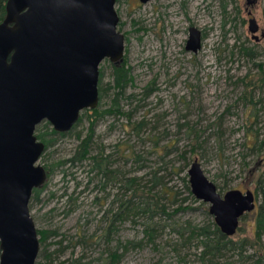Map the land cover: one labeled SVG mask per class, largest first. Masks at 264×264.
<instances>
[{
  "label": "rangeland",
  "instance_id": "obj_1",
  "mask_svg": "<svg viewBox=\"0 0 264 264\" xmlns=\"http://www.w3.org/2000/svg\"><path fill=\"white\" fill-rule=\"evenodd\" d=\"M115 11L125 39L122 65L131 81L116 97L112 64L101 63L96 109L113 111L92 119L91 146V155L100 146L111 156L115 177L89 173L88 161L62 164L79 143L76 136L87 135L92 111H83L64 137L51 135L46 122L37 126L35 134L46 133L51 141L39 164L54 168L29 209L36 231L50 234L35 264H48L50 256L53 264L82 256L85 263L106 264L113 252L119 256L114 264H203L197 241L187 240V233L209 224L211 216L208 205L186 189L190 165L199 163L220 196L231 190L254 194L255 210L240 221L235 241L251 237L263 197L264 148L258 152L253 141L257 133L264 139V0L248 7L245 0H115ZM249 11L259 27L258 42L248 32ZM191 27L202 32L197 54L185 50ZM240 48L252 49L253 59ZM127 178L138 185L125 190ZM152 196L164 213L157 207L154 214H125L129 200L152 204ZM120 210L121 220L104 238ZM147 226L154 228L151 239ZM78 237L87 244L77 245ZM60 240L62 248L68 246L63 253L57 251Z\"/></svg>",
  "mask_w": 264,
  "mask_h": 264
},
{
  "label": "water",
  "instance_id": "obj_2",
  "mask_svg": "<svg viewBox=\"0 0 264 264\" xmlns=\"http://www.w3.org/2000/svg\"><path fill=\"white\" fill-rule=\"evenodd\" d=\"M144 4L149 0H139ZM253 6L257 0H245ZM248 32L259 27L249 11ZM115 0H7L0 23V264H35L40 245L29 202L47 180L39 164L45 145L35 130L48 123L70 132L83 111L99 102L100 65L123 62ZM261 37L264 35L261 34ZM202 33L191 27L185 50L197 54ZM188 185L221 234L232 237L241 218L255 210L251 191L223 196L194 161Z\"/></svg>",
  "mask_w": 264,
  "mask_h": 264
},
{
  "label": "trees",
  "instance_id": "obj_3",
  "mask_svg": "<svg viewBox=\"0 0 264 264\" xmlns=\"http://www.w3.org/2000/svg\"><path fill=\"white\" fill-rule=\"evenodd\" d=\"M6 1L7 0H0V23L3 21L5 17ZM240 52H242L244 56L249 57L251 59H253V57L255 56L253 54V50L250 48H240ZM122 64L123 63H121L120 66L118 67H114L112 65L113 90L116 91L115 93L116 97L122 95L126 86L131 81L129 80L128 77L129 76L128 71L123 68ZM262 68H264V65L262 66ZM101 77L102 74L100 72L99 84H98L99 100L102 97L101 88H100ZM151 91H152L151 88H149L148 90H146L145 94L146 93L148 94ZM245 98H246V102H249L251 105L255 104V102H253L251 99L247 100V97L244 96L243 99ZM114 103L115 105L113 104V106H116V102ZM112 111L113 108L102 112H99L97 109H94L92 111V114H87V119L89 120L93 119L95 121L101 117L110 115ZM80 120L81 118H79V121ZM92 121L90 122L91 124L85 138L82 139L79 135L76 136L79 143L75 147L71 158L67 159L62 164L64 165L68 163L70 166H75V165L78 166L88 161L89 173L95 172L96 176H101L104 179L109 180L115 177L114 172L110 170L112 165V162L110 160L111 156L106 155L104 149L101 148L100 146H99V150L95 152L94 155H91L93 124H94V121L93 122ZM143 125H144L143 122L136 124L134 130L138 132L140 127ZM47 135L48 134L46 133L35 134L37 140L45 145L44 151H46L47 148H49V145L51 143L50 140H47L46 138ZM51 135L64 137L67 134H57L52 130ZM253 148L258 152H261L262 149L264 148V139L260 140L258 133L256 134V136H254ZM44 168L46 170L47 177H49L52 174L54 166L48 165ZM123 183L125 185V190L127 189L129 190L138 185L137 179L135 178L124 179ZM260 186H261L260 189H262L263 184L261 183ZM186 189L189 191V185H186ZM43 190H44L43 186L39 189L33 190L29 202V209L31 208L34 202L38 201V198L42 194ZM262 193H263V197L257 206V211H255L254 214V218H253L254 229L252 231V235L250 238L245 237L241 240L235 241L231 237L224 236L216 227L212 218H210L209 224L202 227L190 228V230H188V233L186 232L188 234L187 240L197 241V248L200 250L199 259L202 261L203 264H264V192ZM151 198L153 200L152 204H150L147 201L142 205H133L131 200H129L125 205L126 206L125 214L126 215H129L131 213L154 214L155 210L153 209L155 208L157 211V207L160 208L162 213H164L163 206H159L157 197L152 196ZM248 216L249 214L244 215L243 218H241V221L245 220ZM121 218H122V211L120 210L117 214L114 215V218L109 221V225L103 234L104 238L109 237L112 228L111 226L115 221L121 220ZM147 228H148L147 236L149 237V239H151L153 237L154 228L152 226H147ZM239 229L240 228L238 227L237 231H239ZM37 234L39 238V245L40 248L42 249L41 253L39 252V255H42L45 251V247L43 246L46 243V241L49 239L50 234L47 233L46 231H37ZM51 234L53 238L56 237V234L53 233ZM77 240H78V242L76 243L77 245L87 244V241L84 237H78ZM62 242L63 240H60L57 243L55 242L56 244H58L59 247L57 250L58 253H63L64 250L68 248V246L62 248L61 245ZM126 245L137 246L138 244L133 242H127ZM50 258L46 257V259L48 260V264H53V259L51 260ZM118 259H119L118 254L116 252H113L109 254L108 258L106 259L107 260L106 264H114L116 261H118ZM230 259H233V261ZM83 261H84V257L82 256L81 258L80 257L75 259L71 258L70 260L66 261V264H90V263H85Z\"/></svg>",
  "mask_w": 264,
  "mask_h": 264
},
{
  "label": "flooded vegetation",
  "instance_id": "obj_4",
  "mask_svg": "<svg viewBox=\"0 0 264 264\" xmlns=\"http://www.w3.org/2000/svg\"><path fill=\"white\" fill-rule=\"evenodd\" d=\"M140 2V1H139ZM247 16H248V14H247ZM250 18V16H248V19ZM202 33V32H201ZM262 34V33H261ZM255 42H258V41H255ZM123 63V62H122ZM79 121V120H78ZM78 123V122H77ZM69 133V132H68ZM68 133H66V134H68ZM58 134V133H57Z\"/></svg>",
  "mask_w": 264,
  "mask_h": 264
}]
</instances>
